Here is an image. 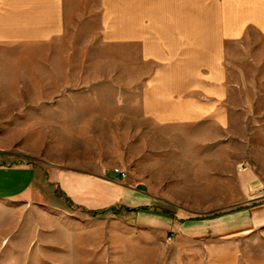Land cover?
Instances as JSON below:
<instances>
[{
  "label": "crops",
  "instance_id": "1",
  "mask_svg": "<svg viewBox=\"0 0 264 264\" xmlns=\"http://www.w3.org/2000/svg\"><path fill=\"white\" fill-rule=\"evenodd\" d=\"M10 86L41 88L13 93L33 110L5 111L1 125L54 136L48 168L0 157L1 199L44 202V183L93 216L125 210L188 241L225 240V264H244L238 245L264 235V0H0V101ZM126 148L133 159L192 149L193 179L226 182L213 196L229 191L234 207L181 216L219 209L179 208L129 186L122 153L100 151Z\"/></svg>",
  "mask_w": 264,
  "mask_h": 264
},
{
  "label": "rangeland",
  "instance_id": "2",
  "mask_svg": "<svg viewBox=\"0 0 264 264\" xmlns=\"http://www.w3.org/2000/svg\"><path fill=\"white\" fill-rule=\"evenodd\" d=\"M34 87L37 91L41 88L10 86L11 99L0 101V114L7 111L11 116L17 115L25 109V104V110H33V106L28 104L34 102L12 99V94L24 89L33 92ZM119 87L120 90L118 86H106L104 91L107 94L125 91V86ZM89 88L90 92L100 89L91 85ZM57 89L81 92L82 86L63 85ZM16 126L15 123L3 127L0 123V157L4 158L9 151L16 154L15 159L22 155L23 159L48 168L54 134L17 131ZM2 128L11 130L1 131ZM153 136L155 141L163 140L162 134L154 133ZM169 139L179 140L177 134L172 133ZM106 150L117 155L122 153L126 163L123 167L125 172H122L129 186L137 185L144 191L149 189L158 198L169 200L179 208H203L208 202L216 201L219 209L216 213L185 212L180 213L181 216H222L234 207L229 205V201L234 199L227 194L229 191L218 190V196H213L215 186L223 187L226 182L193 179L192 149H170L169 155L166 149H139L136 159L131 156L129 148L100 151ZM0 163L7 161L3 159ZM75 164H81V160ZM38 187L42 189L44 202L0 198V264H225V240L188 241L177 228L166 232L140 224L136 222L134 213L125 210L119 214L93 216L53 196V186L40 183ZM250 237L237 248L239 253H243L244 264H259L264 257V235Z\"/></svg>",
  "mask_w": 264,
  "mask_h": 264
},
{
  "label": "built area",
  "instance_id": "3",
  "mask_svg": "<svg viewBox=\"0 0 264 264\" xmlns=\"http://www.w3.org/2000/svg\"><path fill=\"white\" fill-rule=\"evenodd\" d=\"M115 171H117V172H118V171H119V169H115Z\"/></svg>",
  "mask_w": 264,
  "mask_h": 264
}]
</instances>
